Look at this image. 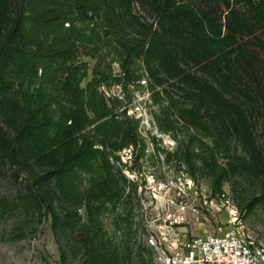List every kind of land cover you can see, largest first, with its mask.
I'll list each match as a JSON object with an SVG mask.
<instances>
[{"label":"trees","instance_id":"trees-1","mask_svg":"<svg viewBox=\"0 0 264 264\" xmlns=\"http://www.w3.org/2000/svg\"><path fill=\"white\" fill-rule=\"evenodd\" d=\"M137 1L0 0V162L10 163L23 183L14 198L0 194V217L50 216L61 264L79 255L82 264L145 263L132 241L137 189L119 154L139 144L138 121L100 90L111 80L130 83L141 68L159 85L180 77L189 87L187 104L168 99L199 150L185 151L184 161L193 167L201 161L214 194L224 192L225 182L236 191L238 180H260V192L242 209L250 214L264 206V155L248 138L251 112L230 91L237 85L251 101L257 93L247 83L240 88L239 69L252 75L253 88H264L257 52L243 39L252 35L251 43L264 46V0H233L244 11L233 10L225 22L211 8L180 0H146L149 21ZM86 58L95 66L84 85ZM186 60L219 87L185 77ZM113 63L122 76L113 77ZM231 137L241 139V150L233 151Z\"/></svg>","mask_w":264,"mask_h":264},{"label":"rangeland","instance_id":"rangeland-1","mask_svg":"<svg viewBox=\"0 0 264 264\" xmlns=\"http://www.w3.org/2000/svg\"><path fill=\"white\" fill-rule=\"evenodd\" d=\"M180 1L202 5L206 9L211 8L217 12L216 16L223 22L233 10L244 11L242 4L233 0ZM145 2L146 0H138L135 4L136 10L149 21H153L154 14L152 15ZM251 37L252 35H245L243 39L250 43V48L254 52H257L259 66L256 69L264 86V46L256 41L251 43ZM262 40L264 41V37ZM86 60L89 62L90 70L84 85L93 78L95 66V60L91 58ZM180 66L185 77L190 75L203 77L210 86L219 87L218 81L208 73L202 72L195 62L186 60ZM113 69V77L122 76L118 63H113ZM239 70L243 77L240 88H245L244 85L247 83L257 93L252 92L254 98L251 101L244 96V89L238 91L236 90L238 86L235 85L233 87L235 91L230 90L232 100L237 103L243 101L251 112L248 138L264 155V88L261 90L253 88L252 75L248 76L245 70ZM133 80L127 84L124 79H121V82L111 80L110 86H102L100 90L105 92L107 97L118 98L117 105H120L118 111L126 109L127 115L138 121L139 144L126 148L119 154L127 179L133 182L134 188L137 189L133 201V231L137 229L135 239H132L133 242L136 240L133 250L136 254L138 246L141 245L145 259V263L142 264H155V251L148 242L151 225L153 224V229L160 228L165 225L166 219L169 222L181 213L187 221L190 220L192 216L185 205L181 206L182 201L185 200L190 205H202L205 215V218L201 219L203 222L187 224L189 236L217 229L220 217L226 218V214L221 213L219 217V213L211 207L212 201L216 203L220 200L213 192L212 179L206 175L201 161L196 159L195 167L184 161L185 151L193 154L194 151L199 152V150L189 141L192 130L179 119L177 107H169L168 99L176 100L178 106L188 103L189 87L185 85V80H181L180 77L168 78L159 85L154 79L150 80L142 68L137 71ZM228 96L231 98L230 95ZM230 140L233 151L242 149L241 139L231 137ZM13 170L10 163L0 162V194L9 198H14L23 187L22 177L16 179ZM191 178L193 183L189 187L186 182ZM179 186L185 191L179 193ZM223 191L237 206L245 230L257 241L264 243V206L255 207L250 214L242 209L254 194L260 192V180L254 177L248 181L238 180L236 191H233L232 182H225ZM112 222L110 217H106V227L109 232L113 230ZM141 226L145 228V233ZM22 231L26 233V237L18 239L16 236ZM150 253L153 254L152 261ZM135 261L141 264L138 258H135ZM0 264H61L60 250L51 228V217H44L41 222L30 221L27 217L11 212L0 217ZM69 264H82L81 255L72 258Z\"/></svg>","mask_w":264,"mask_h":264},{"label":"built area","instance_id":"built-area-1","mask_svg":"<svg viewBox=\"0 0 264 264\" xmlns=\"http://www.w3.org/2000/svg\"><path fill=\"white\" fill-rule=\"evenodd\" d=\"M186 183L190 187L192 178ZM178 189L179 193L184 190L181 186ZM217 198L220 201H212L211 207L219 217L225 213L226 218L220 217L215 230L189 236L187 224L203 222L205 215L202 205H190L185 200L181 206L187 207L190 220L181 213L174 220L166 219L160 228L151 225L148 242L155 251V264H264V243L245 230L237 206L225 192Z\"/></svg>","mask_w":264,"mask_h":264}]
</instances>
